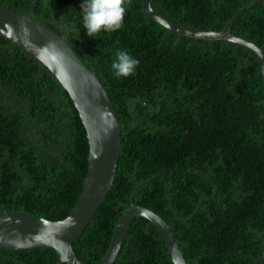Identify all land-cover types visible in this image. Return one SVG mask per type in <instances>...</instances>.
<instances>
[{
  "label": "trees",
  "instance_id": "trees-1",
  "mask_svg": "<svg viewBox=\"0 0 264 264\" xmlns=\"http://www.w3.org/2000/svg\"><path fill=\"white\" fill-rule=\"evenodd\" d=\"M34 1L0 3L55 18L127 129L114 184L73 242L77 255L100 262L120 215L135 203L174 221L192 264H260L264 76L255 51L175 32L152 19L142 0H39L33 10ZM251 1L151 3L182 27L223 30ZM232 31L264 53V0L244 9ZM89 154L87 129L67 89L0 33V209L65 218L82 192ZM58 259L50 248L0 251V264ZM114 264H172V258L159 228L136 217Z\"/></svg>",
  "mask_w": 264,
  "mask_h": 264
},
{
  "label": "water",
  "instance_id": "water-1",
  "mask_svg": "<svg viewBox=\"0 0 264 264\" xmlns=\"http://www.w3.org/2000/svg\"><path fill=\"white\" fill-rule=\"evenodd\" d=\"M38 1H34L33 10ZM258 1H251L237 10L223 30L185 28L159 14L151 0H142V5L152 19L182 35L208 40L224 39L250 47L259 58L264 76L262 49L250 39L232 31L238 15ZM35 17L0 3V33L49 67L71 95L87 129L89 167L82 179V192L63 219L49 220L26 211L0 209V251L50 248L59 255L56 264H91L77 255L73 242L81 237L114 184L120 161L122 133L127 129L122 126L97 73L73 49L63 27L55 18L37 13ZM45 22L54 25L57 30ZM136 217H144L159 228L170 250L172 264H192L180 249L174 234V221L170 224L157 212L135 203L120 215L109 248L96 264L115 263ZM260 264H264V256Z\"/></svg>",
  "mask_w": 264,
  "mask_h": 264
}]
</instances>
